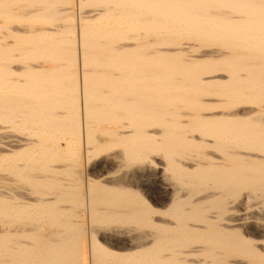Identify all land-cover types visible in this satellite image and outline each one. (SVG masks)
<instances>
[{
    "label": "bare ground",
    "instance_id": "1",
    "mask_svg": "<svg viewBox=\"0 0 264 264\" xmlns=\"http://www.w3.org/2000/svg\"><path fill=\"white\" fill-rule=\"evenodd\" d=\"M64 1L0 0V264H264V0Z\"/></svg>",
    "mask_w": 264,
    "mask_h": 264
},
{
    "label": "rangeland",
    "instance_id": "2",
    "mask_svg": "<svg viewBox=\"0 0 264 264\" xmlns=\"http://www.w3.org/2000/svg\"><path fill=\"white\" fill-rule=\"evenodd\" d=\"M68 0H65L64 2H67ZM86 0H83L82 1V3H85V4H83V5H85V6H83V10H86V11H88V10H90L91 9V7L92 6H90L91 4L93 5V7H94V5H96V4H93L94 2H92L91 4H90V0L89 1H87V2H85ZM90 4V5H89ZM22 5L24 6L23 8H25L26 10H30L31 8H29L28 6H27V4L26 3H22ZM26 5V6H25ZM92 7V8H93ZM18 13H21L20 12V10H18L17 11ZM24 18V17H23ZM41 18H35L34 20H29V21H27V22H29V23H27V22H25V20H20V18L19 17H15V18H13V19H11V20H9L8 21V24L10 25V27L11 28H14V29H16L18 26L20 27V28H23L25 25H31V26H33V27H39V26H50L51 25V23H59V22H61L60 20H58L59 18H51L52 20H56L55 22L54 21H48L49 20V18L48 17H46V18H43V19H41ZM57 20L59 21V22H57ZM19 21V22H18ZM11 22V23H10ZM44 22V23H43ZM24 23V25H22ZM27 23V24H26ZM20 24V25H19ZM38 24H39V26H38ZM15 25V26H14ZM18 27V28H19ZM19 28V29H20ZM123 42H125V41H121V43L120 44H122ZM37 48V47H36ZM35 49V48H34ZM38 52H36V51H32V53L33 52H36V53H39V55L40 54H42L43 52H42V49H39L38 48V50H37ZM16 53V52H15ZM26 55V54H25ZM24 58H26V57H24ZM27 59V58H26ZM33 59H31V61H32ZM24 61H27V60H24ZM86 61V60H85ZM35 62V61H34ZM34 62H32V63H34ZM42 62V61H41ZM30 63V62H29ZM48 63V62H47ZM73 63V64H72ZM35 64V63H34ZM70 65H71V68H72V65H73V68H72V71H73V69L75 70V67L76 66H78V64L74 67V65H75V63L74 62H71L70 63ZM88 68H91V65L89 64V66H87ZM92 69V68H91ZM90 70V69H89ZM75 77V76H74ZM75 79V78H74ZM72 92H74V91H71V94H73ZM19 127H21V126H19ZM11 128V130L12 131H14V132H16V133H18L19 131V133H21V135H26L25 134V132H23L22 130H21V128H18L17 126H15L14 128H13V126L12 127H10ZM22 129H24V128H22ZM24 131H26L25 129H24ZM135 160H132V161H128V162H125V166H123V167H121L120 169H118L115 173H114V177H117V176H121L124 172H125V170H127L128 168H130V166H133L134 164H135ZM124 171V172H123ZM121 173V174H120ZM70 177H72V176H70ZM72 179V178H71ZM151 200H152V202H153V204L154 205H156L155 203H154V201H153V198L152 197H149ZM99 218H94L93 219V221H92V223L94 224V225H96V226H102V225H105V226H114V225H120V224H122V222L120 223V222H105V221H101L100 219L98 220ZM120 223V224H119ZM82 253V252H81ZM79 254L80 255V257H79V255L74 259L75 260V262H76V264H87V262H88V260H87V255H85V253H83V254ZM84 257V258H83Z\"/></svg>",
    "mask_w": 264,
    "mask_h": 264
}]
</instances>
